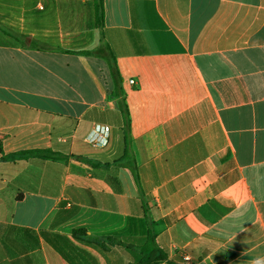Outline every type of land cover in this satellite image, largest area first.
Instances as JSON below:
<instances>
[{"label":"crops","instance_id":"1","mask_svg":"<svg viewBox=\"0 0 264 264\" xmlns=\"http://www.w3.org/2000/svg\"><path fill=\"white\" fill-rule=\"evenodd\" d=\"M103 9L0 0V264L264 257V0Z\"/></svg>","mask_w":264,"mask_h":264},{"label":"trees","instance_id":"2","mask_svg":"<svg viewBox=\"0 0 264 264\" xmlns=\"http://www.w3.org/2000/svg\"><path fill=\"white\" fill-rule=\"evenodd\" d=\"M94 6H95V14H96V23L98 25V27H101V25L103 24L104 21V9H103V0H94ZM101 48H98L97 50L93 51L92 53L94 54H98L100 53ZM15 155V154H14ZM13 155V156H14ZM41 156L44 158H55L57 157L53 152L51 151H41V150H32V151H25V152H20L18 154H16V156L18 157H30V156ZM133 173H134V177L136 179V181L138 180V177L136 175V171L134 169H132ZM84 233L83 229H77L74 231L75 235ZM167 259L165 254H161L159 257V260H165ZM170 264H173L171 262H169Z\"/></svg>","mask_w":264,"mask_h":264},{"label":"built area","instance_id":"3","mask_svg":"<svg viewBox=\"0 0 264 264\" xmlns=\"http://www.w3.org/2000/svg\"><path fill=\"white\" fill-rule=\"evenodd\" d=\"M110 135V127L105 125L96 124L87 137V141L94 148H102L108 144Z\"/></svg>","mask_w":264,"mask_h":264},{"label":"clouds","instance_id":"4","mask_svg":"<svg viewBox=\"0 0 264 264\" xmlns=\"http://www.w3.org/2000/svg\"><path fill=\"white\" fill-rule=\"evenodd\" d=\"M252 264H264V257H259L252 262Z\"/></svg>","mask_w":264,"mask_h":264}]
</instances>
